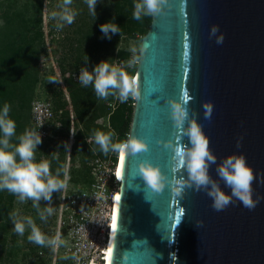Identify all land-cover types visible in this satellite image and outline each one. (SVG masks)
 I'll return each instance as SVG.
<instances>
[{"label":"water","instance_id":"1","mask_svg":"<svg viewBox=\"0 0 264 264\" xmlns=\"http://www.w3.org/2000/svg\"><path fill=\"white\" fill-rule=\"evenodd\" d=\"M135 78L139 98L126 141L142 139L148 150L121 162L107 264H264V0H167L140 39ZM182 99L189 116L196 113L217 164L245 156L256 177L252 199L262 198L254 209L233 198L216 211L205 191L191 188L180 196L167 186L153 193L134 174L147 161L169 179L187 178L182 167L171 170L173 153L163 147L188 145L170 118L169 102ZM217 164L209 168L214 180Z\"/></svg>","mask_w":264,"mask_h":264},{"label":"trees","instance_id":"2","mask_svg":"<svg viewBox=\"0 0 264 264\" xmlns=\"http://www.w3.org/2000/svg\"><path fill=\"white\" fill-rule=\"evenodd\" d=\"M73 1L77 3L76 9H79L74 22L71 25L64 23L66 25L56 34V27L49 28V32L54 36L53 40L58 42L64 51L61 58H56L55 66L68 94V104L49 65H46L47 78L41 79L40 51L43 47V33L36 27L39 22L35 28L27 27L30 23L26 24L24 15L30 6L29 1L0 0V109L5 103L10 105L9 115L16 123V136H19L28 129L31 101L34 98L50 100L54 109L61 111L60 128L53 132L58 133L59 138L43 142L37 147L36 154L48 160L51 172L54 175L59 173L61 179L67 138L72 128L70 161L79 163L80 166L76 173L71 171L69 182L77 184L89 181L88 164L85 166L87 161L89 163L94 155H107L95 144L92 138L95 131H114L116 135L113 136L112 142H125L132 117L133 101L129 97L126 102H120L111 109L106 103L113 99L112 95L107 99H100L91 85H77L70 78H64V74L80 70L81 67H87L91 72L92 66L102 60H108V63L112 64L116 58L126 59L130 53L119 46L120 41L141 39L149 28L151 16H143L139 21L133 19L134 4L137 0H98L95 17L85 0ZM40 6V3H37L34 7L40 9ZM108 22L119 26L118 34L109 33L110 40L104 38L100 31V25ZM70 55H74V63L65 64ZM122 70L129 74L128 69ZM40 83L44 86L40 91H36ZM103 120L105 124L102 123ZM16 136L12 138V143H17ZM87 139L90 141L87 142ZM40 160L38 157L37 162ZM14 197L6 190L0 191V255H3L0 256V263L50 264L49 257L37 254L40 245L28 240L31 231L29 234L24 232L22 237L14 235V232L7 234ZM10 227H13V222ZM17 239L24 242L21 245L24 251L19 254L14 253ZM56 264L61 263L57 260Z\"/></svg>","mask_w":264,"mask_h":264},{"label":"clouds","instance_id":"3","mask_svg":"<svg viewBox=\"0 0 264 264\" xmlns=\"http://www.w3.org/2000/svg\"><path fill=\"white\" fill-rule=\"evenodd\" d=\"M72 2L73 0H62V4L58 6L61 11L50 14V18L63 22L57 24V30L62 28L64 23L71 25L74 22L78 13L71 7ZM97 2L98 0H85L94 17ZM166 3L167 0H137L134 4L133 19L139 21L143 16H154L161 12V7ZM100 31L104 38L110 40L109 33L118 34L119 26L108 22L100 25ZM218 31V26H213L210 35L215 36ZM223 40L222 34L216 37L217 44H222ZM137 59L138 57H133L126 63V66H133ZM87 62L88 57L86 56ZM78 79L83 87L91 85L95 95L100 99H107L112 95L117 96L123 103L130 96L139 98L137 79L122 70L121 64H110L108 60H102L92 66L91 72L87 67H81ZM187 105L188 102L183 99L179 103L169 102L173 125L182 136L187 137L188 145L173 144L172 141L163 144L165 149L173 153L170 161L171 170L175 171L177 166L182 167L187 173V178L172 176L169 179L158 166H153L147 161L137 164L134 174L138 175L147 189L153 193H161L167 186L175 196H180L186 188H191L195 191H205L212 199V208L216 211L224 210L233 202V198L240 201L245 208L254 209L262 198L257 196L255 202L252 199V183L256 177L253 175L252 168L248 166L245 156L243 154L229 155L217 164V158L209 148V141L202 126L196 122V113L192 112L190 117ZM211 111L210 106L206 108L205 119L211 118ZM9 113L10 105L5 103L0 109V191L6 190L22 203L31 200L41 221L46 222L47 216L53 211L49 206L52 194L64 189L65 184L59 179V173L54 175L51 172L48 160L36 161L37 146L42 143L40 133L36 130L25 129L23 133L16 136V123L10 118ZM185 122H187V127H185ZM115 135L114 131L104 133L97 130L92 138L104 154L111 150L119 153L120 157H125L126 155L135 156L148 150L145 141L136 137H131L125 142L113 143L112 138ZM14 136H16L17 143L11 142ZM237 147H240L239 142ZM213 164H217L216 173L219 180H214L209 175V168ZM219 181H223L225 187L230 189V195L225 194L221 189ZM259 182L264 183V178ZM41 200L46 202L42 211L39 204ZM11 218L13 230L18 235L23 236L26 227L30 228L31 234L28 240L32 243L40 246H45L46 243L50 245L62 243L59 236L52 239L47 238L30 217L18 219L13 213Z\"/></svg>","mask_w":264,"mask_h":264},{"label":"built area","instance_id":"4","mask_svg":"<svg viewBox=\"0 0 264 264\" xmlns=\"http://www.w3.org/2000/svg\"><path fill=\"white\" fill-rule=\"evenodd\" d=\"M48 56H50L49 53ZM133 57L135 56L129 54L126 59L116 58L112 64H121L122 68L128 69L130 76L135 77L138 59L133 66H126ZM50 62L63 97L69 104L62 78L51 59ZM79 74L80 70L66 72L64 78H70L73 83L82 86L78 79ZM130 98L134 105V98L131 96ZM120 102L117 96H113L106 105L113 109ZM68 108L70 119H72L70 106ZM60 113V110L54 109L50 100L34 98L30 103L28 129L38 131L42 143L48 139L56 140L57 136L53 132L60 128ZM70 134L72 136V129ZM89 141L90 139H87V142ZM119 162V153L111 150L103 157L94 155L88 163L89 181L87 183L71 184L66 173L64 174L62 181L65 188L60 190L57 198L54 229V238L59 236L62 243L53 247L54 252L58 251L59 256L69 264H105L104 260L113 231L112 218L117 207L116 197L119 193L120 178L117 177V171H120Z\"/></svg>","mask_w":264,"mask_h":264},{"label":"rangeland","instance_id":"5","mask_svg":"<svg viewBox=\"0 0 264 264\" xmlns=\"http://www.w3.org/2000/svg\"><path fill=\"white\" fill-rule=\"evenodd\" d=\"M30 3V6L28 8V11L26 12V14L24 15V19L26 20V24H28V22L30 23L27 27H34L35 25L38 24L39 25L36 27H39V29L42 31L43 33V49L41 48L40 51V63H41V79H46L47 76V68L46 65H49L51 67V62L50 59L53 61V63L56 65V58H61L64 55V51L62 50L61 45L56 42L55 40H53L54 36L51 35L52 33H50L49 28L56 27L57 29V24H61L63 23L62 21H59V19H52L50 18V14L52 12H60L61 9L60 7H58L60 4H62V0H27ZM37 3H40V9L35 8L34 6L37 5ZM20 5V3L18 4ZM75 6V7H73ZM71 7L78 13L79 9L77 10L76 7L77 3L76 2H72ZM0 25H1V20H0ZM66 24H63V26ZM63 29V27H62ZM61 31V28H60ZM54 32V31H53ZM59 30H55V34L58 33ZM139 42L140 39H134V40H121L119 43V46L121 48L127 49V51H129V53L132 56H137L138 55V48H139ZM133 49H135V52H133ZM48 53L50 54V56H48ZM44 58V61H42ZM74 55H70L69 57H67V60L64 62L65 64L70 63L71 65L74 63L73 61ZM52 70V69H51ZM53 72V71H52ZM44 86V84L42 85L41 83L38 84L36 91H40L42 89V87ZM72 128H70L71 130ZM70 130H69V135L67 138V144H66V151H65V161H64V166H63V175L66 173V175L68 176V178L70 179V177H72V172L76 173V171L79 169V163H73L70 161V157H71V150H69V147L71 148V143H72V136L70 134ZM73 134V132H72ZM56 135V139L59 138V134H54ZM71 136V139H70ZM36 155V161L39 157V159H43L42 157H40L39 155ZM88 161L86 162L85 166L87 167ZM63 175L61 180L63 179ZM60 191L54 192L52 194V201L51 204L49 205L50 207H52L53 211L52 214L47 216V220L45 221H41L39 214L37 212V209L34 208L32 206V201L28 200L26 202H19V200L17 199V197H14V201H13V206L11 208V214L10 216H12L13 213L16 214V217L19 218H24V217H30L34 220L35 224L37 225V227L40 229V231L49 239L54 238V229H55V220H56V203H57V198L59 196ZM40 204V210L42 211L45 206H46V202L41 200L39 202ZM12 223V218L10 219V223H9V228L7 231V234L10 235L11 232H14V235H18L17 233H15V231L13 230V227H10ZM30 228L26 227L25 232L26 233H30ZM19 237H22L21 235H18ZM24 242L21 241V239H17L16 241V245L14 246V253L19 254L21 251H24L21 248V245ZM11 244H9L10 246ZM3 248V247H2ZM5 248V247H4ZM37 254L39 256L43 255L44 257H49L50 258V264H53V259H54V264H56V261L58 260L61 264H69L64 258H62L61 256H59L58 251L54 252V247L53 245L47 244L45 246H40L39 249L37 250ZM55 255V258H54ZM1 257H3V255H0ZM0 257V258H1ZM7 264V263H5Z\"/></svg>","mask_w":264,"mask_h":264},{"label":"snow or ice","instance_id":"6","mask_svg":"<svg viewBox=\"0 0 264 264\" xmlns=\"http://www.w3.org/2000/svg\"><path fill=\"white\" fill-rule=\"evenodd\" d=\"M124 159H125V157H120L122 164H123ZM121 175H122V171H117V177H120ZM116 199L119 200L120 197L117 196ZM116 227H117V215L114 212L113 218H112V230H113V232H115ZM108 253H109V256H111V253H112L111 248L108 249Z\"/></svg>","mask_w":264,"mask_h":264},{"label":"bare ground","instance_id":"7","mask_svg":"<svg viewBox=\"0 0 264 264\" xmlns=\"http://www.w3.org/2000/svg\"><path fill=\"white\" fill-rule=\"evenodd\" d=\"M120 165H121V160L119 162V167H118L119 170H120ZM112 233H113V231H112ZM111 239H112V234L110 236V241H109L108 249L110 248V245H111ZM108 249H107L106 256H105V260H104L105 261V264H107V262H108V256H109Z\"/></svg>","mask_w":264,"mask_h":264},{"label":"crops","instance_id":"8","mask_svg":"<svg viewBox=\"0 0 264 264\" xmlns=\"http://www.w3.org/2000/svg\"><path fill=\"white\" fill-rule=\"evenodd\" d=\"M103 124H105V120H103V122H102ZM69 150H70V147H69ZM63 178H64V175H63ZM63 180V179H62ZM70 183V182H69ZM72 184V183H71Z\"/></svg>","mask_w":264,"mask_h":264}]
</instances>
